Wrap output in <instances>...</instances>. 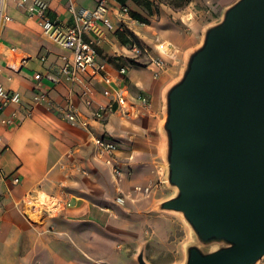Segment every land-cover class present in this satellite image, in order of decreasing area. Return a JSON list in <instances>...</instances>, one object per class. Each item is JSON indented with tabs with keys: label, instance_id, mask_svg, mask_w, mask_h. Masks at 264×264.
I'll use <instances>...</instances> for the list:
<instances>
[{
	"label": "crops",
	"instance_id": "crops-1",
	"mask_svg": "<svg viewBox=\"0 0 264 264\" xmlns=\"http://www.w3.org/2000/svg\"><path fill=\"white\" fill-rule=\"evenodd\" d=\"M45 1L50 17L67 26L72 23L70 7L76 13L91 11L98 0ZM235 1L107 0L103 22L83 39L96 49L97 63L104 66L102 75L111 82L107 85L99 77L85 76L92 101L87 108L79 87L59 74L70 53L42 35L38 21L27 18L18 0H0V14L9 19L0 20V86L21 97L20 106L11 105L0 113V167L10 176L0 184V264H115L107 259L103 237L91 234L92 228L106 226L108 211L96 202L101 198L96 190L97 171L109 168L96 154L90 134L109 138L107 129L125 108L105 116L101 123L93 122L91 113L113 102L115 92L122 89L134 108L144 99L155 115H162L165 80L182 72L204 31ZM123 8L127 15L121 13ZM134 43L159 56L166 71L158 72L145 55L134 54ZM167 44L176 49L174 58L161 53ZM122 68L126 73L120 76ZM170 72L173 75L167 78ZM35 75L41 76L39 85ZM35 90L46 94L47 102L34 104ZM66 104L88 122V130L64 121L51 108L64 109ZM8 121L12 125H6ZM125 132L121 128L113 135L128 143L131 138ZM154 138L157 142L150 145L118 149L119 159L126 157L136 171L139 164L153 166L164 157L163 141L157 134ZM148 176L141 186L157 181ZM137 181L125 179L123 186Z\"/></svg>",
	"mask_w": 264,
	"mask_h": 264
},
{
	"label": "water",
	"instance_id": "water-1",
	"mask_svg": "<svg viewBox=\"0 0 264 264\" xmlns=\"http://www.w3.org/2000/svg\"><path fill=\"white\" fill-rule=\"evenodd\" d=\"M166 183L184 264L264 258V0H236L203 33L164 93ZM137 264H148L140 251Z\"/></svg>",
	"mask_w": 264,
	"mask_h": 264
},
{
	"label": "rangeland",
	"instance_id": "rangeland-1",
	"mask_svg": "<svg viewBox=\"0 0 264 264\" xmlns=\"http://www.w3.org/2000/svg\"><path fill=\"white\" fill-rule=\"evenodd\" d=\"M165 69L164 67L163 70L166 71ZM180 74L172 78V72L165 74L167 78H171L165 80L168 81L166 86L169 87L175 82ZM163 119L164 114L155 115L148 103L135 108L128 104L113 118L112 128L107 129L111 135L109 138L116 143L119 150L130 147V144L133 147L135 144L150 145L151 142H157V138H154L156 134L164 143L161 128ZM121 128H126L125 133L131 138L128 143H125V139L121 140L122 143L119 141L122 136L113 135L114 131L117 133ZM125 158L120 156L123 173L120 179L105 167L97 171L99 187L96 191L101 198L96 199V202L108 212L106 226L92 228L91 234L103 237L107 247V259L115 264H136V256L140 251L148 264H184L185 249L193 243L191 232L180 215L158 210V205L175 193L166 183L164 158L150 167L139 164L138 171ZM147 167L152 172L147 173ZM147 175L151 180L157 178V181L152 185L141 186L147 180ZM136 178L138 181L134 185L127 183L123 186L125 179L131 181ZM146 187H149L148 191H145ZM136 188L141 191L137 192ZM117 196L124 198L125 203L122 206L115 204ZM30 220L34 222L35 219L30 216ZM257 264H264V258Z\"/></svg>",
	"mask_w": 264,
	"mask_h": 264
},
{
	"label": "built area",
	"instance_id": "built-area-1",
	"mask_svg": "<svg viewBox=\"0 0 264 264\" xmlns=\"http://www.w3.org/2000/svg\"><path fill=\"white\" fill-rule=\"evenodd\" d=\"M106 1L107 0H98L95 8L91 11L76 13L73 8L70 7L68 13L72 17V23L67 26L62 25L60 22L50 17L48 13L49 6L45 0H18L17 2V6L23 11L27 18L38 21L41 33L45 38L70 53V57L64 59L59 74L74 86L79 87L80 96L87 108L91 107L92 101L90 99V90L85 83V76L99 77L107 85H110L111 82L108 76L102 75L104 66L97 63L98 56L96 49L83 39L84 35L95 30L96 26L103 22L104 16L107 13ZM121 13L127 15L128 10L123 8ZM0 20L8 21L9 19L0 14ZM132 48L134 54L138 56L142 54L145 55L149 60V65L158 72L164 69L165 62L159 56H151L147 50L138 47L135 43L132 44ZM160 51L163 55L170 58H174L176 55V49L171 44L161 47ZM40 60L43 61V58ZM125 73V68L118 71L120 76H123ZM40 79V75L34 76V80L38 85L40 84ZM124 92L125 91L122 89L116 91L113 102L92 111L91 120L101 123L105 119V116L113 114L117 109L126 108L128 103L126 100V93ZM32 99L34 104H41L47 102V95L40 90H35ZM20 102L21 97L19 94L6 91L0 86V113L11 105L20 106ZM140 102L142 105H147V101L144 99L140 100ZM51 108L53 111H57L60 118L64 121L77 125L84 130H88V122L81 120L77 111L70 104H66L64 109L58 108L57 106H51ZM5 124L12 125V122L8 121L5 122ZM90 135L96 154L104 158L105 164L112 175L120 179L123 173L116 143L105 135ZM9 180L10 176L5 175L0 167V184H4ZM14 182L15 180H13V183ZM135 190L137 192L141 191L139 188ZM148 190L149 188L145 189V191ZM114 201L118 206H122L125 203L124 198L120 196H117ZM37 219L40 220L41 218L37 217Z\"/></svg>",
	"mask_w": 264,
	"mask_h": 264
}]
</instances>
